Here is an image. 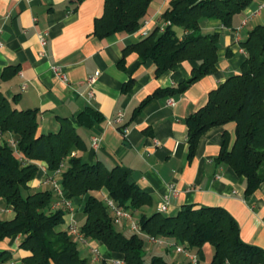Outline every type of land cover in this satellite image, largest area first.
Instances as JSON below:
<instances>
[{"label": "crops", "instance_id": "obj_1", "mask_svg": "<svg viewBox=\"0 0 264 264\" xmlns=\"http://www.w3.org/2000/svg\"><path fill=\"white\" fill-rule=\"evenodd\" d=\"M171 1H152L145 17L150 34L156 29L161 33L167 27L162 15ZM263 2L253 0L243 13L234 17L231 27H225L220 20L203 21L204 34L219 36L216 72L183 93L153 97L158 90H177L199 64L185 61L157 76L155 64L151 60L142 61L131 50L144 39L138 33L97 37L95 21L104 13V0H84L78 5L72 0H0V96L18 110H38L41 134L57 132L62 118L74 121L86 146L84 151L75 152L76 157L90 164L101 163L108 169L121 167L130 182L151 197V204L135 216L160 212L168 195L169 215H176L183 206L222 208L237 222L241 240L264 250V182L254 193L247 194L246 178L217 161L223 132L228 130L234 138V125L207 131L192 158L187 126V119L207 104L212 91L241 73L247 59L242 43L255 27L264 25V10L252 16ZM176 31L179 36L184 33L179 28ZM42 36L46 38L45 46L41 45ZM52 67H60L68 83L57 78ZM92 77L96 78L95 98L89 102L88 80ZM130 80H133L131 88L124 91ZM170 100L173 105H169ZM87 107L103 116V121L91 129L76 124ZM119 113L124 117L117 124L114 120ZM126 128L128 132L124 133ZM94 138L100 139L98 149L93 148ZM44 169L29 183L31 191H50L55 198L59 197L54 181L61 186L60 175L49 173L46 164ZM171 186L179 190L178 196H172ZM62 195L70 200L66 192ZM97 195L104 200L108 198L106 191ZM86 199L87 196L70 200L80 228L85 221ZM53 208L66 211L63 228L67 231L72 218L69 211L64 205ZM123 225V233L130 230L127 221ZM19 243L15 236L12 241L0 243V251H10L14 260L22 261L25 253L19 250ZM84 247L91 254L90 248H97L101 254L98 260L87 259L90 264L123 261L120 255L110 256L100 242L88 241ZM163 252L180 256L181 264H191L186 255L173 248L161 247L162 257ZM191 253L197 255L199 264H210L214 248L207 243L199 252Z\"/></svg>", "mask_w": 264, "mask_h": 264}, {"label": "trees", "instance_id": "obj_2", "mask_svg": "<svg viewBox=\"0 0 264 264\" xmlns=\"http://www.w3.org/2000/svg\"><path fill=\"white\" fill-rule=\"evenodd\" d=\"M76 5L84 0H72ZM153 0H104V13L96 19L94 33L107 38L119 33H134L145 21ZM253 0H172L162 19L170 22L164 31L156 29L133 45L142 61L151 60L156 75L161 76L185 61L199 64L191 78L177 90H158L160 94L185 92L191 85L217 70V34H204L201 23L220 20L231 27L235 16L243 13ZM184 31L179 36L177 29ZM242 48L247 59L241 73L228 78L209 94L207 104L187 119L189 157L196 152L201 137L210 129L234 125V138L223 132V144L217 161L227 164L247 180V194L254 193L264 182V25L255 27ZM122 66V65H121ZM130 80L124 91L132 86ZM103 121L102 114L87 107L76 124L91 129ZM0 133L11 135L14 148L0 145V201L15 216L0 218V243L20 236L19 250L25 253L22 264H90L83 258L77 241L63 228L66 211L54 209L58 202L50 191L32 192L29 183L37 178L39 165L45 163L52 175H60L61 187L68 199L86 197L85 221L81 233L88 241L102 243L110 256L120 255L125 264H171L162 256L144 249V238L127 236L117 230L111 211L97 194L106 191L120 208L135 215L151 204V197L130 182L121 167L106 168L90 164L75 156L84 151L85 143L74 121L60 119L57 132H39L38 110H18L0 96ZM144 233L184 244L199 252L207 243L214 248L210 264H264V250L244 243L235 219L222 208L183 206L176 215L160 212L141 214ZM10 251H0V264L12 259ZM102 264H108L104 261Z\"/></svg>", "mask_w": 264, "mask_h": 264}, {"label": "built area", "instance_id": "obj_3", "mask_svg": "<svg viewBox=\"0 0 264 264\" xmlns=\"http://www.w3.org/2000/svg\"><path fill=\"white\" fill-rule=\"evenodd\" d=\"M262 10H264V2L258 7L257 11L252 16L259 14ZM245 24H246V20L243 22L242 26H244ZM147 25H148V22L145 20L134 33H138L142 38L148 37L150 35V33L146 29ZM168 25H170V22H167V26ZM41 45L42 46L46 45V38L44 36L41 37ZM1 47H2V43L0 42V48ZM52 71L56 75V77L59 78L62 82L68 83V77L62 71V69L60 67H52ZM95 81H96L95 77H92L88 80L90 89L88 91L87 98H88L89 102L94 100V98H95V93L93 90V84L95 83ZM25 88L26 87L23 86V89H25ZM173 104H174L173 100H170L169 105H173ZM123 117H124V115L122 113H119L117 115L116 119L114 120V123H117V124L122 123ZM127 132H128V129L127 128L124 129V133H127ZM5 143L10 144L14 148L15 152L18 153V151L16 149V143H15L14 139L12 138V136L11 135L5 136L2 133H0V145H4ZM99 143H100V139L94 138L93 139V148L98 149ZM44 168H45V164L39 165L40 171H44L45 170ZM64 168H65V166L61 165L60 169L55 173V176L61 175ZM54 183H55V187L57 189V192L59 193V199H60L54 206L58 208V207H61L64 205L65 209H67L69 211L70 215L72 216L71 221L68 225L67 231L76 241L80 242L83 245L88 244V240L81 233V228L73 216L74 210H73L72 202L63 197V195H62L63 190H62L61 186L57 183V181H54ZM170 190H171L172 196H174V197H176L180 194L179 190H177L173 186L170 187ZM105 202H106V205L108 206L109 210L112 213L115 225L121 224L123 220L127 221L129 224L130 230L132 232H134V233L140 235L141 237L147 239L150 243L158 245L160 247L173 248L177 253H182V254L186 255L190 259L191 264H199V259H198L197 255L192 254L191 251L184 244L179 245V244L173 243V242H171L165 238L155 237V236H151V235L144 233L141 229L139 221H137L135 219L134 214L120 208L114 201H112L109 198H105ZM169 202H170V195H168L164 198V203L160 207V210H159L160 213L166 214L168 212ZM9 211H11V210L8 207L4 206L2 204V202L0 201V213H7ZM18 238L21 241V237L18 236ZM90 250H91L92 255L95 258V260H98L101 257V254L97 248H90ZM3 264H22V261H16L12 258L10 261H7ZM108 264H125V263H124V261H121V260H111L108 262Z\"/></svg>", "mask_w": 264, "mask_h": 264}, {"label": "rangeland", "instance_id": "obj_4", "mask_svg": "<svg viewBox=\"0 0 264 264\" xmlns=\"http://www.w3.org/2000/svg\"><path fill=\"white\" fill-rule=\"evenodd\" d=\"M65 170V168H64ZM13 213V212H12ZM14 215V214H13ZM13 215L11 213H0V218L2 220H9L10 218H13ZM166 215H169L168 213H166ZM140 216L139 214H136L135 219L137 221L140 220ZM125 221L123 220L121 224L115 225L117 230L124 232V223ZM129 225V224H128ZM132 232V231H131ZM130 230H127L125 232V234H127V236H130ZM134 233V232H133ZM13 239V238H12ZM12 239H9V241H12ZM78 248L81 252V255L85 258V259H89L92 260L93 259V255L90 252L85 251V247L83 244H81L80 242H78ZM144 249L146 251V253L148 254L147 256V260H150V255H154V256H161V247L155 244L150 243L147 239L144 238ZM165 258H167V260L169 262H171V264H181V258L180 256L176 255L175 253H170L167 254L165 252H163Z\"/></svg>", "mask_w": 264, "mask_h": 264}]
</instances>
